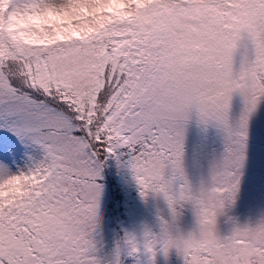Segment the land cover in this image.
I'll use <instances>...</instances> for the list:
<instances>
[{"label":"snow or ice","instance_id":"obj_1","mask_svg":"<svg viewBox=\"0 0 264 264\" xmlns=\"http://www.w3.org/2000/svg\"><path fill=\"white\" fill-rule=\"evenodd\" d=\"M262 105L264 0H0V264H264ZM114 184L149 215L108 247Z\"/></svg>","mask_w":264,"mask_h":264},{"label":"rangeland","instance_id":"obj_2","mask_svg":"<svg viewBox=\"0 0 264 264\" xmlns=\"http://www.w3.org/2000/svg\"><path fill=\"white\" fill-rule=\"evenodd\" d=\"M264 128V105L260 107L250 124V137L260 140L259 129ZM199 143L197 131L193 129L191 133V146L196 147ZM213 146L215 141H212ZM22 163V161H21ZM108 177L106 176V182ZM131 209L137 217L149 215V209L139 201L135 191L125 193L119 186L114 184L108 188L105 212V222L102 235V243L110 247L116 239L118 231L117 222L127 219V212ZM230 216L240 223L254 220L264 214V150L260 145L249 144V166L245 171V176L241 184L238 200L229 210ZM186 227L193 225V217L189 213L184 220ZM222 230L228 226L222 222ZM172 264H181L180 260L173 255Z\"/></svg>","mask_w":264,"mask_h":264},{"label":"trees","instance_id":"obj_3","mask_svg":"<svg viewBox=\"0 0 264 264\" xmlns=\"http://www.w3.org/2000/svg\"><path fill=\"white\" fill-rule=\"evenodd\" d=\"M257 129H262L261 127H259V128H257ZM249 144H251V145H260L261 146V144H260V140H257V139H255V138H251L250 137V140H249Z\"/></svg>","mask_w":264,"mask_h":264}]
</instances>
